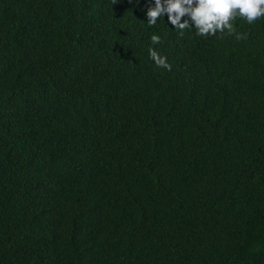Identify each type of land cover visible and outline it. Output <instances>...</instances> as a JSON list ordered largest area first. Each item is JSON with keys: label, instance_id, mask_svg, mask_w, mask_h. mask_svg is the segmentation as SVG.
Wrapping results in <instances>:
<instances>
[{"label": "trees", "instance_id": "trees-1", "mask_svg": "<svg viewBox=\"0 0 264 264\" xmlns=\"http://www.w3.org/2000/svg\"><path fill=\"white\" fill-rule=\"evenodd\" d=\"M145 4L0 0V264H264V18Z\"/></svg>", "mask_w": 264, "mask_h": 264}, {"label": "clouds", "instance_id": "clouds-1", "mask_svg": "<svg viewBox=\"0 0 264 264\" xmlns=\"http://www.w3.org/2000/svg\"><path fill=\"white\" fill-rule=\"evenodd\" d=\"M138 2V0H137ZM146 21L155 26L162 17L180 34L189 27L202 37L216 36L217 33L234 34L233 21L237 18L251 25L264 18V0H146ZM143 10V9H142ZM245 34L237 35L238 39ZM151 45L161 43V36L153 33ZM149 58L156 67L171 69L166 56L149 47Z\"/></svg>", "mask_w": 264, "mask_h": 264}]
</instances>
